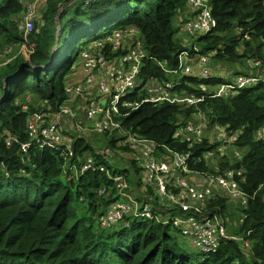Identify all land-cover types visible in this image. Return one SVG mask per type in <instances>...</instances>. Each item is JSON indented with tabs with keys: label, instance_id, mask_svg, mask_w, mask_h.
<instances>
[{
	"label": "trees",
	"instance_id": "obj_1",
	"mask_svg": "<svg viewBox=\"0 0 264 264\" xmlns=\"http://www.w3.org/2000/svg\"><path fill=\"white\" fill-rule=\"evenodd\" d=\"M26 1L0 0V264H264V138H256V131L264 126V82L245 86L235 96L201 93L203 85L213 91L232 77L247 74L248 58L264 62V0L211 1L217 24L198 42L200 53L211 60L209 78L185 76L175 90L202 94L203 101L192 106L164 102L120 107L117 117L124 130L153 140L163 153V146L189 152L193 171H213L206 163L214 161L219 162V172L241 170L237 178L247 201L236 230L230 231L236 239H222L218 250L208 255L184 238L183 243L178 241V231L170 224L152 219L127 217L110 229L99 226L98 216L118 198L106 170L135 172L134 181L143 186L142 170L119 130L97 135L111 150L110 163L102 151L96 153L99 148L89 135L73 131L71 160L61 151L37 145L26 153L20 149V143L29 140L28 116L43 109L44 103L55 111L66 102L65 87L81 52L107 41L115 30L137 28L152 56L143 63L141 95L143 86L151 82L149 77L169 79L158 63L174 66L178 52L188 47L181 32L188 16L186 0H47L41 24L34 21L33 30L25 36L18 19ZM137 94L128 99L134 101ZM198 111L207 123L201 141L190 147L174 133L189 121H199ZM215 126L228 133L239 131V159L207 158V151L218 144L212 133ZM6 133L18 142L7 145ZM86 153L94 157L98 168L78 175ZM114 162H125L132 170L124 166L119 170ZM100 189H104L101 194ZM208 202L209 210L226 226L231 216L229 198L215 194Z\"/></svg>",
	"mask_w": 264,
	"mask_h": 264
},
{
	"label": "built area",
	"instance_id": "obj_2",
	"mask_svg": "<svg viewBox=\"0 0 264 264\" xmlns=\"http://www.w3.org/2000/svg\"><path fill=\"white\" fill-rule=\"evenodd\" d=\"M46 1L25 2L24 12L18 19L25 36L33 29L37 6ZM91 1L93 0H85L86 3ZM211 1L186 0L188 16L181 23V32L194 39V42L178 52L175 66L168 67L165 63H158L169 79L149 77L151 82L143 86L145 94L141 95L139 90L143 79V63L152 59V56L147 53L141 32L137 28L115 30L107 41L98 42L93 45L92 50L81 52L79 65L83 69V77L74 81L71 78L65 87L68 96L66 102L70 101L72 107L64 102L55 111L47 109V104L43 109L33 111L26 123L29 140L20 143L23 153L31 145H37L61 151L71 160L72 131L76 135L86 131L110 134L119 130L124 137L123 143L129 146L132 158L142 170L143 188L133 192L126 173L106 170L118 198L98 216L99 226L110 229L127 217L152 219L164 225L170 224L189 245L205 255L216 252L222 239H236L235 235L227 233L220 216L209 210L208 201L218 193L230 197L240 196L247 201L237 178L241 175V170L226 168L219 172V162H207V165L214 168L213 171H193L188 162L189 152L179 153L163 146V153L159 149L160 145L153 140L124 130L117 117L121 113L120 107L135 109L142 103L157 105L164 102L192 106L203 101L202 94L190 96L184 91L179 93L175 90L185 76L209 78L211 60L209 55L200 53L198 42L199 38L209 34L217 24L211 12ZM247 66V74H238L215 86L213 91L203 85L201 93L212 94L209 96H235L245 86L264 82L263 60L248 58ZM136 89L138 92H134ZM135 93H138V98L129 100L128 97ZM23 108L26 109V106ZM196 115L199 121H189L174 133L175 138L186 141L190 147L194 142L201 141L207 123L200 111ZM215 130V143L218 144L207 151V158L215 160L217 157H228L232 161L239 159L241 151L236 146L239 131L228 133L219 126H215ZM66 134L70 138H66ZM256 138H264V126L256 131ZM4 139L7 145L18 142L11 133H6ZM97 148L96 153L102 151L104 160L110 163V148ZM96 162L92 155L86 153L76 174L97 169ZM72 167L75 168V165ZM103 191L104 189H100L98 193Z\"/></svg>",
	"mask_w": 264,
	"mask_h": 264
},
{
	"label": "rangeland",
	"instance_id": "obj_3",
	"mask_svg": "<svg viewBox=\"0 0 264 264\" xmlns=\"http://www.w3.org/2000/svg\"><path fill=\"white\" fill-rule=\"evenodd\" d=\"M24 5H25V3H24ZM44 4H42V5H38L37 6V12H36V17H35V19H34V21H35V23H40L41 24V14H42V12H43V10H44ZM33 25H34V22H33ZM20 29L22 30V31H24V29L23 28H21L20 27ZM33 30V29H32ZM25 34V33H24ZM182 39L188 44V45H191L193 42H194V39H190L189 37H187L185 34H183L182 35ZM23 53L25 54V56H26V58L27 59H29V53L27 52V50L25 49V48H23ZM175 66V65H174ZM71 76H70V78H69V80L68 81H70L71 80ZM66 104H67V106L68 107H72V104H71V102L70 101H68V102H66ZM45 105V103L43 104V106ZM90 124V123H89ZM90 133L91 134H94V132L93 131H86V133H84L85 135H90ZM92 140H94V142H96L98 145H96V146H98V147H100V148H102V146H103V144L101 143V141L103 142V136H96L95 138L94 137H92ZM88 144H90V139H87V141H86ZM113 166H115L116 168H118L119 170H121V167H125V168H127L128 170H132L131 168H129V167H127V165H126V163L125 162H114L113 163ZM139 169V168H138ZM130 173V172H129ZM132 176V177H131ZM127 177H128V180H129V182L130 181H132V183H133V185H131V182H130V186H131V190L133 191V192H136L137 190H140V188H143V186H141V184L139 185V184H137L135 181H136V178L138 177V174H136L135 172H132V173H130L129 175H127ZM135 180V181H134ZM230 210V209H229ZM237 217H238V210H233V211H231V218H229V220L227 221V223H226V230H228L229 231V226L230 225H233V223H234V221H235V219H237ZM230 231H233L232 229H230ZM237 234V233H236ZM237 235H239V234H237ZM176 238L178 239V241H180L181 243H183V241H184V239H183V237L181 236V234L179 233V232H176Z\"/></svg>",
	"mask_w": 264,
	"mask_h": 264
},
{
	"label": "crops",
	"instance_id": "obj_4",
	"mask_svg": "<svg viewBox=\"0 0 264 264\" xmlns=\"http://www.w3.org/2000/svg\"><path fill=\"white\" fill-rule=\"evenodd\" d=\"M72 75H73L72 76V80L73 81L74 80H80L83 77V69H82V67L80 65H78V67L76 68L75 72ZM212 133L215 135L216 130L214 129ZM93 135H95V137H96L98 135V133L94 132V134H91L90 133V135H89L91 137V143L93 144V146H95V148H97L98 146H96V145H98V144L96 142H94V140H92V137H94ZM66 138H70L68 136V134H66ZM214 162H216V161H214ZM210 167L212 168V166H210ZM218 194H219L220 197H227V198H229V200H230V207L228 209H230V211H233L235 209L238 210V217H237V219H235V221L233 223L234 226L233 225L232 226L230 225L232 228H230V226H229L230 229H232L233 231H235L236 228H237V223L239 221L238 219L241 218L240 209H241V207H244L246 205V201H245L244 198H242L240 196L230 197V196L225 195L223 193H218ZM229 218H231V216H229ZM229 218H228V220H229ZM230 229H229V231L227 230V232H228V234H231L232 235V233H230Z\"/></svg>",
	"mask_w": 264,
	"mask_h": 264
},
{
	"label": "water",
	"instance_id": "obj_5",
	"mask_svg": "<svg viewBox=\"0 0 264 264\" xmlns=\"http://www.w3.org/2000/svg\"><path fill=\"white\" fill-rule=\"evenodd\" d=\"M59 13L56 15V26H57V36H58V32H59V21H58V17H59ZM7 85H4V88L6 89Z\"/></svg>",
	"mask_w": 264,
	"mask_h": 264
}]
</instances>
